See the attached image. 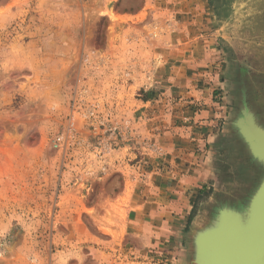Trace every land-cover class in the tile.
<instances>
[{"label": "rangeland", "instance_id": "1", "mask_svg": "<svg viewBox=\"0 0 264 264\" xmlns=\"http://www.w3.org/2000/svg\"><path fill=\"white\" fill-rule=\"evenodd\" d=\"M213 102L177 261L175 235L129 238L125 203L156 120ZM243 106L264 128V0H0V264H194L195 234L264 177L232 125Z\"/></svg>", "mask_w": 264, "mask_h": 264}, {"label": "crops", "instance_id": "2", "mask_svg": "<svg viewBox=\"0 0 264 264\" xmlns=\"http://www.w3.org/2000/svg\"><path fill=\"white\" fill-rule=\"evenodd\" d=\"M160 92L161 96L168 95L166 90ZM178 102L180 103V99ZM208 107L211 112H206V115L195 107L187 116L180 115L171 119L164 115L156 120L159 132L155 139L157 142L152 147L153 154L149 159L151 161L157 157V162L152 161L149 162V166L148 164L144 166L146 180L143 181L141 189L144 193L141 196H132L125 203V224L129 238L141 243L143 248L146 247L144 240L150 241L155 238L158 241L151 244L165 248L163 242L171 234L175 235L179 240L172 254L177 261L188 253L187 243H184L188 240L187 235L184 236V224L192 208L187 205L192 194L189 195L187 192L195 188L193 193H197L199 191L197 189L204 186L206 179L200 173L204 156L202 157L199 152L203 149L204 142H209L210 138L214 137L212 132L215 128L212 125H215L214 113L218 110L214 102ZM180 113L183 114V111ZM184 125L189 127L185 128ZM121 198L122 196L117 197L112 204L121 206ZM170 219H175V225L167 227Z\"/></svg>", "mask_w": 264, "mask_h": 264}, {"label": "water", "instance_id": "3", "mask_svg": "<svg viewBox=\"0 0 264 264\" xmlns=\"http://www.w3.org/2000/svg\"><path fill=\"white\" fill-rule=\"evenodd\" d=\"M249 114L251 115L250 109L243 106L232 125L245 143L252 159L264 167V147L261 146L264 145V128L257 123L253 113L250 119L260 131H256L259 140H254V147L248 145L245 133L241 131V118ZM255 151H258V154ZM248 206L252 209L251 215L249 213L248 216L249 222L245 226L242 225V218ZM227 216L238 217L240 234L236 232L238 227L235 230L231 227L229 232V224L225 222ZM193 247L194 264H264V177L243 209H218L211 224L195 234Z\"/></svg>", "mask_w": 264, "mask_h": 264}, {"label": "bare ground", "instance_id": "4", "mask_svg": "<svg viewBox=\"0 0 264 264\" xmlns=\"http://www.w3.org/2000/svg\"><path fill=\"white\" fill-rule=\"evenodd\" d=\"M252 115L253 114L251 112V115L249 114L245 118L242 116V118H241V131L243 133H245V137H246L247 142H248V145L250 147H254L253 144H252L254 142V140H259L258 133L256 132V131H258V129L254 126V124L252 123V121L250 119L251 117H253ZM258 132H260V131H258ZM261 146L264 147L263 144H261ZM255 153L258 154V151H255ZM248 209H249V211H248ZM251 209L252 208H250V206H248V208H246V211H245L246 213L244 214V216L242 218V225H245L246 226L248 224V222H249L248 221V216H249V213L251 215V212H250ZM238 220H239L238 217L237 218L236 217L231 218V217H228V216L226 217V221L225 222L229 224V226H227V228L229 229V232H230L231 227H233L234 230L238 227L237 226V224H238L237 221ZM240 229H241V223H240ZM236 232H237V234H240L241 233V232H239V227H238V230L236 229Z\"/></svg>", "mask_w": 264, "mask_h": 264}]
</instances>
